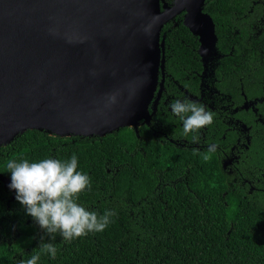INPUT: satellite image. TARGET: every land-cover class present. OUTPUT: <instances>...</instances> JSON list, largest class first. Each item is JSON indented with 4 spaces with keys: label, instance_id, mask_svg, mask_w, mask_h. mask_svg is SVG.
I'll list each match as a JSON object with an SVG mask.
<instances>
[{
    "label": "trees",
    "instance_id": "obj_1",
    "mask_svg": "<svg viewBox=\"0 0 264 264\" xmlns=\"http://www.w3.org/2000/svg\"><path fill=\"white\" fill-rule=\"evenodd\" d=\"M227 8L226 0L205 1L219 40ZM178 24L166 37L167 43L178 38L170 44L174 54L166 53V68L181 74L195 60V46L194 37ZM175 79L182 83L185 77ZM73 153L78 169L91 180L77 202L98 215L114 209L109 225L70 242L58 233L49 241L0 184V264H18L40 252L41 236L57 254L51 259L40 252L37 264H264V140L259 137H252L247 155L229 176L210 153L195 156L159 143L148 137L145 124L137 132L124 127L103 137L26 130L0 146V173L9 177L10 160H66ZM16 233L21 239L11 243Z\"/></svg>",
    "mask_w": 264,
    "mask_h": 264
},
{
    "label": "water",
    "instance_id": "obj_2",
    "mask_svg": "<svg viewBox=\"0 0 264 264\" xmlns=\"http://www.w3.org/2000/svg\"><path fill=\"white\" fill-rule=\"evenodd\" d=\"M204 2L0 0V146L26 130L103 137L147 125L163 88V26L184 13L201 60L216 49ZM8 183L0 173L13 197Z\"/></svg>",
    "mask_w": 264,
    "mask_h": 264
},
{
    "label": "flooded vegetation",
    "instance_id": "obj_3",
    "mask_svg": "<svg viewBox=\"0 0 264 264\" xmlns=\"http://www.w3.org/2000/svg\"><path fill=\"white\" fill-rule=\"evenodd\" d=\"M238 2L242 6H233V0H226L228 23L223 38L216 37V49L209 51L204 61L198 54V37L189 32L194 37L195 60L189 64V70L184 68L181 74H177L180 72L177 68L170 72L166 68L169 62L166 53L174 54L170 44H175L178 38H170L169 43L165 41L172 29L179 22L182 24L184 13L177 14L163 26L161 35L165 33L166 36L163 70L162 75L159 74V80L163 78V88L159 96L158 87L153 94L148 105L150 119L145 125L148 137L191 155L207 153L208 145L215 143L217 150L210 154L229 176L238 170L240 161L247 155L252 137L264 140V0ZM203 12L206 13L204 9ZM180 75L185 77L182 83L175 79ZM176 99L203 104L214 114L212 124L198 130L195 142L192 133H183L182 122L168 107ZM7 192L3 188V193ZM10 236L11 243L21 239L18 233Z\"/></svg>",
    "mask_w": 264,
    "mask_h": 264
},
{
    "label": "clouds",
    "instance_id": "obj_4",
    "mask_svg": "<svg viewBox=\"0 0 264 264\" xmlns=\"http://www.w3.org/2000/svg\"><path fill=\"white\" fill-rule=\"evenodd\" d=\"M114 100V97H110ZM171 113L182 122L184 134L192 133V140H198V130L211 125L214 114L205 105L193 101L176 99L169 106ZM217 145H208L207 152L214 153ZM208 155L204 156L207 160ZM6 167L9 174V190H14V199L24 207L25 214L33 219L49 241L54 235L70 242L87 235L88 232L103 231L115 215L114 209H106L102 215L89 210L77 202L78 194L90 189L91 180L86 172L77 167V155L71 154L66 160L43 158L30 162L28 159L10 160ZM40 252H46L55 259L57 250L53 243L42 242ZM40 252L31 255L18 264H37Z\"/></svg>",
    "mask_w": 264,
    "mask_h": 264
}]
</instances>
